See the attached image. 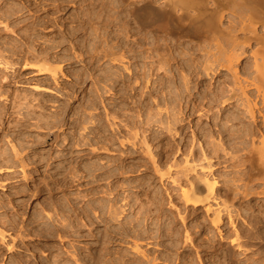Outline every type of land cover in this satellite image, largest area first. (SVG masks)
Instances as JSON below:
<instances>
[{
	"label": "bare ground",
	"instance_id": "bare-ground-1",
	"mask_svg": "<svg viewBox=\"0 0 264 264\" xmlns=\"http://www.w3.org/2000/svg\"><path fill=\"white\" fill-rule=\"evenodd\" d=\"M53 1L50 7L38 3L35 8H40L45 17H38L40 21L34 22L31 30L63 27V30L59 28L60 40L56 41L52 35L54 40H44L36 48L35 38L31 39L29 33L27 38L22 37L26 42L20 45L14 44L12 38L1 42L0 37V182L19 178L23 183L21 188H16L13 199L0 197V209L17 202L10 215H0V258L6 252L14 253L19 246L33 254L40 252L37 243L27 241L34 235L46 238L43 255L38 258L33 255L36 263L20 256L18 260L11 259V264L170 262L171 256L162 259L161 252L154 255L143 249V243L159 245L165 235L170 243L161 242V246L176 250L179 246L175 237L180 233L172 225L165 229L157 194L150 199L152 183L146 176L151 171L149 163L153 175L160 180L168 176L180 187L179 205L185 210L191 208L192 213L203 207L206 215L213 216L210 222L216 226L221 224L225 212L231 219L226 202L216 196L214 162L216 158L220 162L219 152L247 151L248 163L264 168V0ZM70 7L75 12L67 15ZM20 8L6 10L4 16L9 19L18 15L23 11ZM12 23L0 22V26L4 25L2 29L13 35L18 25ZM66 24L75 26L66 27ZM66 41L73 45L68 50L70 55L61 54ZM58 48L60 53L54 51ZM84 48L88 49V59ZM249 51L247 64L241 69L240 59ZM83 62L84 70L79 73L75 70L77 74L74 73L68 89L60 82L66 75L63 64L73 66ZM20 68L34 71L42 78L25 79ZM224 75L223 81L215 86L212 81ZM204 77L211 82L198 92L200 101L196 105L192 90ZM23 80L35 81V92L42 98L28 94L12 97L14 92L9 88ZM87 81L92 82L94 89L91 98L88 96L78 108L71 102L59 104L58 111L44 115L42 111L47 103L60 101L47 100L44 95L57 92L76 99V91L83 92L81 85ZM108 93L118 97L121 104L107 102L104 95ZM162 103L167 106L165 116L158 108ZM22 105L31 110L19 113ZM205 108L209 126H201L198 133L192 131L193 142L200 149L199 157L195 146L189 149L184 139H181L184 149L175 150L182 134L178 128L182 127L187 113L193 115ZM132 110L134 113L129 114ZM70 113H73L71 121L67 120ZM7 121H10L8 127ZM68 126L71 133L66 132ZM154 126L165 130L167 136H163V131H154ZM30 128L34 131L27 130ZM198 134L202 142L200 138L197 140ZM48 138L54 139L52 143L67 153L60 157L50 152L38 153L37 147L51 145ZM6 142L9 148L4 147ZM154 142L160 147L158 154L154 152ZM176 154L186 155L183 164L172 160ZM233 155L231 160L237 158V154ZM57 158L62 162L54 166ZM164 158L165 161H160ZM66 161L68 164L63 166ZM172 168L176 169L174 175ZM0 188L5 189V185L0 183ZM75 190L77 193L72 197ZM57 191L63 194L62 198H57ZM169 192L168 195L166 192L168 199H173L175 194ZM47 195L41 208L33 211V218L23 217L22 210L32 199ZM142 196L147 197V202L144 203ZM178 215L186 225V217L180 212ZM189 236L186 235L187 240ZM78 242L92 244L87 249ZM86 249L89 253L83 256ZM128 254L134 257L128 259Z\"/></svg>",
	"mask_w": 264,
	"mask_h": 264
},
{
	"label": "rangeland",
	"instance_id": "rangeland-1",
	"mask_svg": "<svg viewBox=\"0 0 264 264\" xmlns=\"http://www.w3.org/2000/svg\"><path fill=\"white\" fill-rule=\"evenodd\" d=\"M38 3L39 4H42V3L48 4L47 6L50 7L51 6L50 4H53L54 1L53 0H0V22L7 23V24L13 22L16 24V26L18 25L17 28L14 29L17 33L13 34V35L10 32L8 33L7 30L2 29L4 27V25L0 26V37L2 36V40H3V41L1 40V42H4L6 40L8 41L9 38H12L13 40H15V41L12 40L14 44L17 43L18 45H20L21 42L22 43L26 42L23 38L24 37L27 38L26 34H28V33L32 35L31 39L35 38L34 40L36 42L34 41V43H35L34 44L32 41V44H34L36 48H38L39 44L44 43V40H47V39L52 40L55 36H56L55 37L56 41L58 39L60 40V37L62 36V34L61 35H58V34H60L59 33L60 30L64 29L63 27L60 28V26H59L60 30H59L58 26L57 27L56 26L55 27L54 26L53 27L48 26L44 30H43V27H41L42 29H40V27H39L36 30L37 32L31 30L34 26V22L40 21V19H38V17H40L41 19H43L45 17V14L41 11L40 8H38V9L35 8L38 5ZM26 6H27V8H26ZM69 6H71V5L69 4ZM20 7L23 8L22 12L18 13V15L15 14V15L11 16V18H9V19L8 18L6 19V16H4V13L7 14V11H10V9H12V10L13 9L14 10L21 9ZM24 8H26V10ZM28 9H30V11H28ZM67 9H68L67 15L71 12H75L74 8L70 7ZM24 13H26V14H24ZM33 13H35V14H33ZM21 15H23V16H21ZM26 17H27V19H26ZM224 25H227L226 22H224ZM29 26H30V28H29ZM68 26L72 27V26H75V24L74 25L73 24H69V25L66 24V27H68ZM22 31H24V32H22ZM54 31H57V32H54ZM31 32L34 34V36ZM46 32L47 33L51 32L52 34L46 35ZM17 34H18V36H17ZM52 35L54 37H52ZM47 36H48V38H47ZM17 41H19V42H17ZM89 41H91V39H89ZM89 43L90 42H88V44ZM69 44L70 43L68 41H66V44H63L65 47L63 50H61V54L70 55V52L68 50H70L71 49L70 47L73 45L72 44L69 45ZM89 45H87V46H89ZM86 50H88V49L84 48L85 57L87 58L88 55H86V52H87ZM54 51L60 53V48H58ZM250 51L247 54H245L244 56H242L243 58L240 59V68L241 69L244 67V65L247 64L246 60L248 61L247 57H249L248 54H250ZM85 62H83L82 64L74 63L73 66H70L69 64L64 63L63 64L65 66L64 72L66 75L64 77L60 78V82L62 84H64L66 87L68 86V89H69L71 84H72V81L74 79V75H75L74 73H76L77 71L82 72L84 70ZM241 62L243 64H241ZM20 69H21L20 74L27 73V75L26 74L22 75V76H24L23 78H25V79H34V77L35 78H42V77H37V74L34 71H33L34 72L33 73L32 71L26 72V71H23L22 68H20ZM69 70H71V71H69ZM75 70H76V72H75ZM70 72H71V74H70ZM79 72H77V73H79ZM31 73H33V74H31ZM72 74H73V77H72ZM96 74H101V73H100V71H96ZM224 77H225V75L221 78H218L217 80L214 79L215 81L213 80L212 82L216 86V85H218V81H220V80L223 81ZM194 80H195V78L192 79V82H195V84H196V81H194ZM31 81H24L23 80L22 83H17L15 85H12V87L9 88V90H11L12 93L14 92L12 94V97L15 94L22 95V96L28 94L29 96L42 98L41 96H39L38 93L35 92V89H36L35 88V85H36L35 81H32V82ZM203 81L201 82V84H199V86L196 87L197 91H196V89L192 90V95H194L197 98L194 100V104H196V105H198L199 101H200L198 92L204 91L205 87H208L209 83L211 82L210 79L207 77H204ZM207 84H208V86H207ZM64 85H61V86L65 87ZM91 85H92V82H90V81H87L83 85H81V87L84 88L83 92L78 89L76 91L77 92V98L76 99L72 98V97H68V96H62L61 95L62 93H57V92H55V94L44 95V98L47 100L52 99L53 101H55V100L56 101L60 100V101L56 104L47 103V108L42 112H44V115H46V116L52 115L54 112L59 110V108H57V105L65 104L68 102L69 103L71 102L70 104H72V106L74 108H78L82 103H84V100L86 98H88V96L91 98L90 95H92L93 94L92 92L94 91V89ZM191 85L193 86V83ZM166 90L164 89L165 92H166ZM63 92H65V90ZM165 92H164V97H165ZM90 93H92V94H90ZM193 93H195V94H193ZM109 94L110 93L104 95L106 97L107 102H115L117 105L121 104V101L118 97H114V96H111V94L110 95ZM67 98H69L70 100ZM110 98H111V100H110ZM117 100H118V102H117ZM197 100H198V102H196ZM23 104H25V103H23ZM166 107H167L166 104H163V103L160 104V106L158 107L159 110H161V112L163 113L162 115H164V116H165L164 112L166 110ZM154 108L155 109L153 112L156 111V107H154ZM30 110H31V108H28L27 106L22 105V108L20 107L19 113H27ZM200 110H201V113H200ZM200 110L198 111V113L195 112L193 115H190V112L187 113V117H185L186 118L185 122L182 123L183 124L182 127L178 128L179 129L178 131L180 133H182L181 137L182 136L183 137L182 138L180 137L179 139H177V142L175 143V150L177 148H183L184 149V147L182 146L183 140L181 141V139H184V140H186L185 144H189V149L191 148L190 146H195V148H194L195 154H196V156L199 157L200 149H199L198 143H196V141L193 142V138H192L193 132L192 131H195V133H198V130L201 126L202 127L209 126L208 119H206V117L208 118V116H206V114H207L206 108L203 109V111H202V109H200ZM100 111L103 113L102 108H100ZM100 111H97V113ZM126 112H128V111H126ZM128 113L131 114V113H134V111L132 110V111H129ZM72 115H73V113H70L69 116L67 117V120L71 121V119H73V118H71ZM119 118L121 120H123V117H119ZM9 123H10V121H7V123H6L7 127L9 125ZM154 127L156 128V130H155V128L153 129L154 131H161V132L163 131V136H167V132L165 130H163V129L160 130V128H158L157 126H154ZM68 128L69 129L66 128L67 129L66 132L71 133V131H72L71 127L68 126ZM32 129L33 128H30L27 130L28 131H34V129L33 130ZM25 131H26V129H25ZM25 131L23 130V133ZM23 137L26 140H33L32 138L30 139V138H27L25 136H23ZM185 137H186V139H185ZM199 138H200V135L198 134L197 140L201 139L200 141L202 142L203 138H200V139ZM191 139H192V141H191ZM50 140H52V139H50ZM50 140L48 138V144H51V145H46V144L41 145V146L37 147V152L38 153H44V154L50 152L53 154V156H56V157H60L63 154L67 153V151H64V152L60 151V150H62V148L58 147V146H56V144L52 143L54 141V139L52 141H50ZM178 141L180 143L179 145H177ZM166 142H167V139L164 140V143H166ZM156 144L157 143L154 142L155 146H156ZM190 144H192V145H190ZM176 145L178 147H176ZM159 146H161V145H159ZM4 147L9 148L10 145L7 144V142H6L4 144ZM154 152H155V154H158V152H160V147L159 148H157V146L154 147ZM229 152H230V154H228ZM229 152L228 153L219 152V154H221L220 155L221 158L219 160L220 162H218L217 158L215 159V161H217L218 163L214 162V165H215L214 166V169H215L214 170V177L216 178V181L218 182V187H217V192H216L217 195L216 196H218L217 198L219 199V201L226 202L227 211L229 212V215H231V219H229L227 217V215L225 216V213L227 214V212H225L223 220H222L221 224H219L218 226L211 224L212 222H210L211 221L210 219H212L213 216L212 215L211 216L206 215L205 212L203 211V207H199L197 213L196 212L192 213L193 210H191V208L185 210L184 207H182V205H179V203H181L180 201H178L179 200L178 197H179L180 187H178L177 184H173L168 176H166V177H164V179L160 180V178L158 176L153 175L155 173H153L151 163H149V165H150L149 170H151V171H150V174L146 175V176L150 177L151 183H152V187L150 189V192H151L150 193V199L154 194H157L158 200L160 201L159 209L161 210L163 218H164L162 220L163 225L165 222V225H164L165 229H167L168 227H171V225H172L175 232L178 233L180 231V233H178V235L176 236L177 238L175 237L176 241L178 240L177 244L179 246L178 249H176V250L175 249L174 250H171V249L166 250L165 248H163L161 246L162 244L170 243V241L168 242V240H169L168 236L166 237L165 235L161 240L162 244H161V242L159 243V245H157L156 243H151L150 245L148 243H143V249L150 251L152 254L154 253V255H155V253H156V255H157L158 253L161 252L160 254L162 255L161 256L162 259L167 258V260H168V259H170V256H171V258L174 259V261H173V259H170V262L169 261L163 262L164 260L163 261L161 260V263H163V264L164 263L165 264H170V263L171 264H264V168L258 166L257 164H252L251 162L248 163L249 162L248 161L249 160V157H248L249 154L247 153V151H244V152L238 151V153H237L235 151L229 150ZM233 153L237 154V156L235 155V157H237V158H234V160H231L232 157L234 156ZM185 156L186 155H184V157H183V155L179 156V154H176V155H174L172 160H175V161L177 160L178 162L180 161L179 163L182 162V164H183L184 161H182V160H184ZM161 158H163V157H161ZM70 160L71 159H69V161ZM161 160L165 161V158L160 159V161ZM54 162H55L54 166H58L61 164L62 159L57 158ZM67 164H68V161L64 162L62 165L64 166ZM30 167L34 168L33 165ZM30 167H29V169H31ZM53 170L51 172L55 173ZM163 171L165 172V168L163 169ZM172 171H174V172H172ZM175 171H176V169L172 168L171 174L175 173ZM233 177H234V179H231ZM156 178H159V179H156ZM1 181H3V180H1ZM21 181L22 180L18 178V179L6 181V182H0L2 185L3 184L5 185V189L0 188V197H2L4 199L5 198L13 199L14 198L13 195L16 191V188H18V187L21 188V186L23 185V183ZM232 183H233V185H231ZM229 187H230V189H229ZM167 188L170 190H168ZM173 188L175 189L174 193L172 192ZM235 188H237V189H235ZM233 189H234V191H233ZM228 190L229 191L232 190V191L229 192ZM169 191H171L172 195L175 194L173 199H168L169 197L167 195H168V193H170ZM166 192H167V195H166ZM76 193H77V190H75L74 194H72L71 196L75 197ZM62 195L63 194H61L60 192L58 193V191H57V194H56L57 198L58 197L62 198ZM45 197H48V195L42 196V197L38 198L37 200L32 199L30 201V203L27 205L28 207H26L25 210H22V211H24L23 217H25V218L32 217L33 218V213H34L33 211H35L36 209L39 210L41 208V202L44 201ZM145 197L146 196H142L144 203L147 202V199H146L147 197L146 198ZM15 203H17V202L14 201L12 206H14ZM12 206L9 205L6 208L0 209V215L2 213H7V214L9 213V215H10L11 212H13V210L11 209ZM176 206L178 209L176 208ZM154 208H155V206L152 207V210H154ZM16 209L17 208H15L14 210H16ZM22 211H20V212H22ZM189 211H190V213H189ZM153 212H155V211H153ZM179 212L182 213V215L184 217H186V221H187V222L185 221V224L187 223L186 225L182 224L181 220L178 219L179 217L177 218V216H179L178 215ZM52 213H53V211H52ZM183 213H185V215ZM164 216H166L167 219H170L169 220L170 222L168 220H166V218ZM172 217H174V218H172ZM174 220H176V222ZM168 223H169V225H168ZM160 224H161V222H160ZM166 224H167V226H166ZM153 226H154V224H153ZM3 228H5V227H3ZM234 233H235V235H234ZM187 234L190 235L188 237L189 240H187V237H186ZM30 238L28 237L27 241L32 240V242L37 243L39 245L38 248L41 249V251L40 252L37 251L38 254L37 253L33 254V252H31V250L26 251V249H23L22 246H19L20 249L16 248L14 253L6 252L0 258L1 260L3 259L0 262H6V264H9L8 262H10V264H11V259L12 260L13 259L18 260L20 258V256H22L24 260L27 259L28 261H35L34 263H36L37 259H36V257L34 258L33 255H36L37 258L39 257V255L40 256L43 255L42 254V245H43V243H45L46 238H40V237L36 238L34 235H31ZM165 239H167V240H165ZM190 241H191V243H190ZM77 244L81 247H83V246L87 247V249H88V247H90V244H92V243H79L78 242ZM94 245H95V243H94ZM87 249L85 250L86 252L83 250L84 251L82 253V255L84 254L83 256L88 255L89 252ZM46 253H48V252H46ZM128 256H129L128 259L134 257L132 254H130V255L128 254ZM138 257H136V259H141ZM182 259H183V261H182ZM32 263L33 262H31V264Z\"/></svg>",
	"mask_w": 264,
	"mask_h": 264
}]
</instances>
